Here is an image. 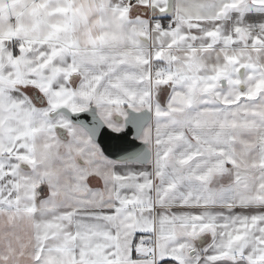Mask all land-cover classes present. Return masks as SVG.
<instances>
[{"label":"snow or ice","instance_id":"1","mask_svg":"<svg viewBox=\"0 0 264 264\" xmlns=\"http://www.w3.org/2000/svg\"><path fill=\"white\" fill-rule=\"evenodd\" d=\"M0 264H264V0H0Z\"/></svg>","mask_w":264,"mask_h":264}]
</instances>
